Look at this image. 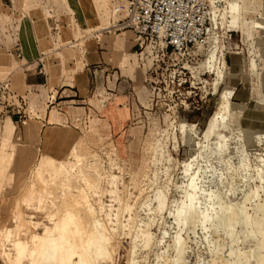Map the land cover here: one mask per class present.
I'll return each mask as SVG.
<instances>
[{"label":"rangeland","instance_id":"1","mask_svg":"<svg viewBox=\"0 0 264 264\" xmlns=\"http://www.w3.org/2000/svg\"><path fill=\"white\" fill-rule=\"evenodd\" d=\"M81 1L91 17L84 32L78 0L71 2L77 10L71 16L62 0H30L19 6L17 17V10H4L5 5L12 8V0L0 5V70L17 67L18 62L10 63L13 43L9 42L19 38L15 25L24 10L30 19L39 11L56 31L63 24L67 29L68 21L76 32L68 47L76 52L80 53L83 36L96 35L105 53L92 73L89 98L84 101L91 117L82 110L69 120L81 139L68 152L53 149L51 154L39 155L14 142L8 119L12 114L0 102V119L7 117L0 125V264H59L51 259L52 252L42 256L41 239L65 210L111 238L110 260L100 257L96 264H127L136 236L137 264H166L174 257L169 248L174 238L184 243L185 264H234L243 256H250L249 264H259L254 256L264 251L258 247L260 237H248L239 221L227 238L223 229L213 232L207 222H198L193 232L186 229L184 214L179 216L178 211H186L192 202L197 212H210L211 200L219 195L222 203L236 209L250 194L244 206L249 231L255 235L257 204L264 209L261 0H214L216 14L212 21L209 17L208 28H213V34L208 32L204 44L181 54L167 51L162 43L138 39L131 30L117 29L125 17L117 11L119 0ZM229 1L237 2L236 14H224ZM43 8L52 10L50 15L45 16ZM210 53L219 77L209 67ZM45 58V68H52L49 60L56 57ZM11 83L3 85L14 94V79ZM105 90L127 96L126 103ZM223 99L230 104L228 115L220 109ZM41 111L46 116L47 106H41ZM57 137V142L75 141L72 134L65 137L63 130ZM87 205L93 209L90 216ZM119 223L126 226L121 236L112 231ZM138 227L149 230L148 246ZM77 261L73 258L74 264Z\"/></svg>","mask_w":264,"mask_h":264},{"label":"crops","instance_id":"2","mask_svg":"<svg viewBox=\"0 0 264 264\" xmlns=\"http://www.w3.org/2000/svg\"><path fill=\"white\" fill-rule=\"evenodd\" d=\"M2 3L8 4V2ZM261 3L264 5V0H261ZM78 4L81 17L84 21L80 26L84 32L86 30L84 26L90 23L91 17L86 16V9L81 0H78ZM20 5L22 4L17 3L12 5V8L5 5L6 9L4 10L6 13H12L11 10L13 9L14 13ZM24 11L22 17L25 14ZM20 14V10L15 12L16 17ZM31 18V31L22 37L24 40L19 37L20 39L16 38L15 42L14 40L9 42L13 43L9 49L12 55L10 63L13 66L18 62L16 69L0 70V73L2 71L7 72V74H0V77L4 75L2 81L0 80V84L12 85L10 81L14 79L15 85L13 84L14 90L12 92L21 97L25 102V120L22 124H16L15 119L8 116L9 122L13 126L12 139L28 150L38 151L39 155L51 154L53 149H57L60 152H68L70 147L72 148L77 140L81 139L77 128L73 129L69 126V120H71L73 113L78 114L82 110H84L86 116L88 113V117H91L90 109L84 108V101L89 98L92 73L101 65L105 53L103 47L99 46L100 39L95 35V32H93L95 36L92 38L83 36L84 42L79 47L80 53H78L76 50H73V47H68V44L75 38L74 29L68 32L65 29L66 25L63 24L62 30L56 31V28L50 22L52 30L49 28L48 31L46 24L41 19L40 12L37 10L31 14ZM9 20L12 22L10 16ZM34 23L38 25L36 28ZM15 34L16 37L19 36L17 29L15 30ZM53 34L57 36L56 47L52 45L50 38ZM61 54L64 55L63 61L60 59ZM47 56H55L61 62V67L57 60L50 58L49 61L52 63V68L49 69L47 65L45 68L43 60ZM77 59L79 62H77ZM105 94L119 96L123 99L128 98L127 96L113 94L111 91L108 93L106 90ZM124 102L126 103L125 99ZM43 105L47 106L46 116H43V112L41 111V106ZM99 114L100 112L98 111ZM4 118L7 117H1L0 125L7 122V119ZM99 118H102V116ZM52 119H55V121L50 122ZM62 130L65 137L68 134H72L75 141L66 143L67 141L65 142L62 138L60 140L63 142H57V136Z\"/></svg>","mask_w":264,"mask_h":264},{"label":"bare ground","instance_id":"3","mask_svg":"<svg viewBox=\"0 0 264 264\" xmlns=\"http://www.w3.org/2000/svg\"><path fill=\"white\" fill-rule=\"evenodd\" d=\"M29 1L30 0H12V5H15L17 3L22 4V5L28 4ZM62 1L66 7L67 12L69 13V16H71L77 12L76 9L72 8V5H71L72 0H62ZM205 2H207V4H208L209 17H211V21H212V16L215 17V14H216V12H215L216 8L214 6L215 2H214V0H205ZM1 4H2V2H0V5ZM236 7H237V3H230V1H229L228 6L226 7V11L224 12V14L225 15L236 14ZM43 9H44L43 14L45 16H47V14L50 15V12H49L50 9L49 10L47 8H43ZM50 11H52V10H50ZM122 13H124V12H122ZM69 16H68V18H69ZM30 21H31V19L27 14H24L23 18L18 21V23L16 25V29L18 31V35L20 38L24 37L25 35H27L31 31ZM49 22L50 21L43 19V23L46 24V28L48 29V31H49V28L51 29ZM56 23H57V21H56ZM34 26L36 28V26H38V25L36 23H34ZM70 28H71L70 23H68V21H67V29L66 30L71 31ZM57 30H58V27H57ZM76 31L79 32V29H76ZM208 32H210L209 34L212 35L213 34V28L208 30ZM52 36H50V38L52 40L51 41L52 45H54L56 47L57 46L56 45L57 36L56 35H55V37L54 36L52 37ZM22 39L24 40V38H22ZM26 39H25V41H26ZM206 40H207V38H206ZM198 46H200V45H198ZM60 59H61V61H63L64 55L61 54ZM213 60H214V54L210 53L209 59H208L209 67H210V69H213L215 71L216 75L219 77L220 76V71H219L220 69L215 68V67H213V65H211L213 63ZM216 86H217V83H216L215 87ZM220 109L225 115H228L230 113V104L226 100L223 99L221 106H220ZM261 164H263V167H264V160H261ZM258 176L260 177V175H258ZM261 177H263V176H261ZM261 177H260V180H263V179H261ZM219 196H215V197H213V200H211L212 205H211L210 212L209 211L208 212L207 211L206 212H197L196 210H194V206H193L192 202H190L186 211H184V212L178 211L179 216L184 214L183 224L185 227H187L186 229L192 230V232H193L195 229V226L198 222H201L200 223L201 225H204L205 222H207L208 224L210 223L209 225H210V228L213 230V232H216V230L220 228V229L224 230V233H225V235H227L226 236L227 238H231L232 228H233V226H235V223L237 221H239V223L241 225H243L246 230H248V233H247L248 237L249 236H250V238L251 237L253 238L255 236L260 237L259 238L260 239V241H259L260 246H258V247H259V249L264 250V209H263V205L261 206L260 204H257V206H256L257 217H256V220H253V221H255V222H253L255 225V235H254V233L249 231V229L251 230V228H249L251 226L249 223V216L247 214L248 212L246 211V208L244 206V203L249 201V199L251 198V195L250 194L245 195L244 199H243L244 203L237 205L236 209L233 208L232 205H226V203L225 204L222 203V201H221L222 199H220ZM82 199H85V197L82 196ZM73 202L77 206V202H75V201H73ZM84 202L85 201H83V203ZM87 207H88L87 213H88V216H90L93 213V209L90 205H87ZM123 224L119 223L117 225V228L112 230L114 232V234H117L118 236H121L124 234L126 226ZM141 226H142V224H141ZM97 228L98 227H96V226L90 227L89 225H87V222L83 221L80 218H76L72 212L65 210L64 214L61 215L57 219L54 227L46 228V230L44 231V237L41 239L42 246L44 248L42 256L45 257L46 255L49 254L48 252H50V253L52 252V258L51 259L52 260L54 259L59 264H74L73 258H75V257L78 260L77 263H75V264H96V262H98L97 260L100 257L103 260H110L112 248H114L111 245L112 244L111 238L109 237V235L98 230ZM206 229H207V227H206ZM208 232H210V231L208 230ZM137 233L140 234V237L143 239L144 242H146V244H147L146 246H148V244H150L149 240H150V236H151L149 233V230L148 229L141 230L138 227ZM189 233H190V231H189ZM247 236L244 237V239L245 238L248 239ZM136 239H137V236L134 237L133 240L130 239L131 240V243H130L131 246H130V250H129V253L127 256L128 257L127 264H137V263H135V260L133 257V253H135L134 249L136 250V246H137L136 245ZM207 243H208V241H207ZM209 244L211 245V243H209ZM169 248L173 251L174 257L169 261L165 260L166 264H185V261H184L185 248H184V243H183L182 239L174 238V240L172 241V244L170 245ZM259 251L260 250H258V252ZM218 253H219V251L217 249V252H215V254H214L215 257L218 255ZM261 253L260 252L257 253L258 256L256 254L254 257H258L257 260H258L259 264H264V256H263L264 251L262 253L263 255H261ZM229 254L232 255V253H229ZM241 255H243V254H241ZM243 257H244V259L241 260V258L239 256L240 261H237V262L235 261L234 264H249V260L251 262L250 256H246V257L243 256ZM47 258H49V257H47ZM252 258H253V256H252ZM167 262H169V263H167ZM102 263H104V262H102Z\"/></svg>","mask_w":264,"mask_h":264},{"label":"built area","instance_id":"4","mask_svg":"<svg viewBox=\"0 0 264 264\" xmlns=\"http://www.w3.org/2000/svg\"><path fill=\"white\" fill-rule=\"evenodd\" d=\"M117 11L125 14L117 29L131 30L138 39L162 43L173 54L189 52L204 44L211 27L205 0H119ZM1 92L4 93L1 108L10 109L16 124H22L24 100L3 84H0V98Z\"/></svg>","mask_w":264,"mask_h":264}]
</instances>
